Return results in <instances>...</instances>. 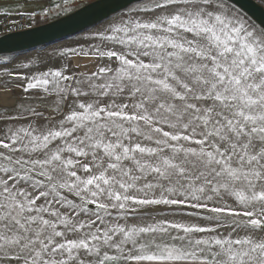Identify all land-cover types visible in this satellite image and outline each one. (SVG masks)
Here are the masks:
<instances>
[{"label": "snow or ice", "instance_id": "snow-or-ice-1", "mask_svg": "<svg viewBox=\"0 0 264 264\" xmlns=\"http://www.w3.org/2000/svg\"><path fill=\"white\" fill-rule=\"evenodd\" d=\"M133 12L60 53L94 70L17 77L60 118L0 115L28 121L0 129V264H264V28L227 0ZM160 206L205 223L127 222Z\"/></svg>", "mask_w": 264, "mask_h": 264}, {"label": "rangeland", "instance_id": "rangeland-1", "mask_svg": "<svg viewBox=\"0 0 264 264\" xmlns=\"http://www.w3.org/2000/svg\"><path fill=\"white\" fill-rule=\"evenodd\" d=\"M89 1L92 0H67V3H65V0H51L49 1L48 4H28L25 7H15L10 10V12H24L27 13L28 15L30 14V25L31 26H36L39 24L47 23L49 21L55 20L59 17H62L79 7L83 6L84 4L88 3ZM260 4L264 6V3L261 2V0H256ZM59 5V7H57ZM142 5V1L136 2L126 9L120 11L119 13H116L112 16H110L108 19L98 23L97 25L90 27L89 29H86L83 33L82 36H79V38H73L71 40L67 39L64 42L63 40L56 41L50 44H47L46 47H44V55H53V54H60L66 49H72V48H78L79 50H84V51H91L93 50L96 46H99L101 48H106V47H111V44H106V42H103L99 39L100 35L102 34H107V30L109 27L115 23L120 22L122 19H128L131 16L135 15H140L139 13H134L133 9H136ZM228 6L234 10L235 13H238L240 16L244 17L249 24L256 26L257 28H260L255 22H253L247 15H245L242 11L237 9L235 6H233L231 3L228 2ZM7 9H0V11H5ZM47 10V14L45 15V11ZM35 15H32V14ZM79 40L77 43L73 41ZM70 43V47H68V44ZM76 43V44H75ZM75 44V45H73ZM45 46V45H44ZM78 51L77 49H75ZM80 52V51H78ZM57 56V55H55ZM56 57H48L47 60H44V62H34V61H28L26 62L25 65H27L26 70L27 72L32 76L33 74H38L44 71L48 70H62L60 68L59 63H61L59 58ZM54 59V60H52ZM75 59V58H74ZM24 64V60L20 61ZM0 63H5L4 58L0 56ZM44 63V66H43ZM106 63V61H101L97 60V64H102ZM95 69V68H94ZM93 69V70H94ZM69 72V73H68ZM82 71H79L78 69H70L65 73L66 75H70L72 73H79ZM84 72V71H83ZM39 96V99H37L40 103L44 102V106L42 104L39 105L37 108L40 111H43L44 117H47L48 119H39L35 120V118H30L33 119L35 124L41 128H47L55 124L56 120H58L60 117L58 115H55L51 112V102L53 97H45L44 93L41 94H34L31 95L29 92L24 93L20 92L17 94H14L13 99H17L15 103V107L11 108L9 110H4L3 114H8V115H14L17 112V106L18 105H23L25 107L36 106V102L33 101L35 97ZM32 99V100H31ZM33 102V105L31 104ZM15 123L16 125H26L28 121L26 120H18V121H7V120H0V129H3L4 126L11 125ZM158 209L160 210H152V209H140L134 216H130L128 218V223L129 224H139V225H144L148 223H155L160 220H165V221H174V222H179V223H185V224H191V223H199V224H204L205 222L200 219L197 216H192L189 217L185 213L190 212V211H196V210H191V209H180L176 210L175 212L169 211L167 209H164L163 206H160ZM121 223H124V221H120Z\"/></svg>", "mask_w": 264, "mask_h": 264}, {"label": "water", "instance_id": "water-1", "mask_svg": "<svg viewBox=\"0 0 264 264\" xmlns=\"http://www.w3.org/2000/svg\"><path fill=\"white\" fill-rule=\"evenodd\" d=\"M142 0H92L47 23L0 36V55L35 49L76 35ZM264 28V6L256 0H227Z\"/></svg>", "mask_w": 264, "mask_h": 264}, {"label": "crops", "instance_id": "crops-1", "mask_svg": "<svg viewBox=\"0 0 264 264\" xmlns=\"http://www.w3.org/2000/svg\"><path fill=\"white\" fill-rule=\"evenodd\" d=\"M49 1L51 0H0V9L2 10L7 9L2 12L0 11V14L19 13V12H15V13L10 12V10L15 7H20V6L25 7L28 4H34V3L46 5L49 3ZM82 34L83 33H78L76 35L70 36L62 40L64 42H68L65 40L79 38V36H82ZM78 41L79 40H76V41L74 40L73 42L77 43ZM46 46L47 45L45 46L43 45V46L37 47L35 49L27 50V51L0 55L4 58V61H5V63H0V115L9 116L8 114H3V111L14 108L16 100H17V99H13L14 94L23 92V89L21 86L25 85L27 83V80L19 79L17 77L18 76H22V77L31 76L25 68L26 62L28 61H34L36 63L44 62V60H47L48 57H56L60 59L61 63H59L58 65H60V68H62L63 70L67 69V71H69V68H70V69H78L79 71H82V72L91 71L97 65V59L93 57H84L82 55L74 56L72 55L71 52H67L65 53V55L53 54V55L46 56L44 55V47ZM68 47H70V43L68 44ZM75 49H77L78 51H81L78 48H75ZM23 60H24V64L20 62ZM43 66H44V63H43ZM67 71L65 73H67ZM29 93L31 95H34V94H41L43 93V91L39 89H35V90H30ZM37 99H39V96L36 95L35 99L33 100L36 102L35 107L38 108L40 104L44 106V102L39 104V101ZM31 104L33 105V102Z\"/></svg>", "mask_w": 264, "mask_h": 264}, {"label": "built area", "instance_id": "built-area-1", "mask_svg": "<svg viewBox=\"0 0 264 264\" xmlns=\"http://www.w3.org/2000/svg\"><path fill=\"white\" fill-rule=\"evenodd\" d=\"M29 27H31L30 15L27 13L19 12L15 14H0V36L7 33L22 31Z\"/></svg>", "mask_w": 264, "mask_h": 264}]
</instances>
